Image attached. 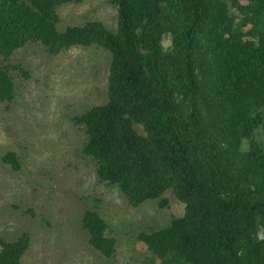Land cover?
<instances>
[{"label":"trees","instance_id":"obj_1","mask_svg":"<svg viewBox=\"0 0 264 264\" xmlns=\"http://www.w3.org/2000/svg\"><path fill=\"white\" fill-rule=\"evenodd\" d=\"M86 1L0 0V58L29 41L50 54L105 49L106 102L75 121L99 182L133 207L165 206L167 189L182 204V214L137 235L152 263L264 264V146L256 139L264 130V0H111L115 31L97 20L60 31L58 9ZM8 68L0 62V100L10 102ZM4 159L17 163L13 152ZM82 223L110 257L106 221L86 210ZM27 236L0 241V264L19 263Z\"/></svg>","mask_w":264,"mask_h":264},{"label":"rangeland","instance_id":"obj_2","mask_svg":"<svg viewBox=\"0 0 264 264\" xmlns=\"http://www.w3.org/2000/svg\"><path fill=\"white\" fill-rule=\"evenodd\" d=\"M58 14L60 31L91 20L116 30L111 0L64 4ZM162 44L170 45L168 35ZM0 62L9 67L16 94L13 101L0 100V241L28 235L18 264H158L137 235L182 214V204L167 189L165 206L148 200L133 207L118 187L99 182L82 151L84 126L75 121L106 102L109 53L90 45L50 54L40 41H29ZM256 139L264 146V130ZM9 152L19 167L4 159ZM86 210L106 221L105 234L115 239L110 257L90 244L82 223Z\"/></svg>","mask_w":264,"mask_h":264}]
</instances>
